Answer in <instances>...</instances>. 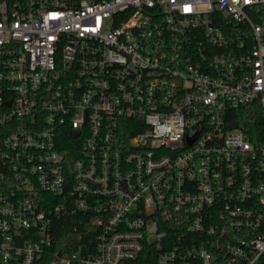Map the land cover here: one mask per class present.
<instances>
[{
  "label": "built area",
  "instance_id": "2783aa9c",
  "mask_svg": "<svg viewBox=\"0 0 264 264\" xmlns=\"http://www.w3.org/2000/svg\"><path fill=\"white\" fill-rule=\"evenodd\" d=\"M264 0H0V264H264Z\"/></svg>",
  "mask_w": 264,
  "mask_h": 264
},
{
  "label": "trees",
  "instance_id": "16d2710c",
  "mask_svg": "<svg viewBox=\"0 0 264 264\" xmlns=\"http://www.w3.org/2000/svg\"><path fill=\"white\" fill-rule=\"evenodd\" d=\"M254 118H256V126L258 129L262 131L264 129V111L259 109V111H256L255 113L251 114Z\"/></svg>",
  "mask_w": 264,
  "mask_h": 264
}]
</instances>
